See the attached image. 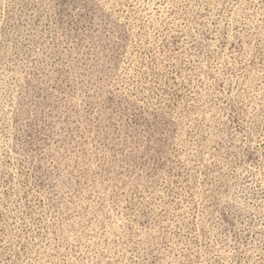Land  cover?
Listing matches in <instances>:
<instances>
[{"label":"rangeland","instance_id":"374dc122","mask_svg":"<svg viewBox=\"0 0 264 264\" xmlns=\"http://www.w3.org/2000/svg\"><path fill=\"white\" fill-rule=\"evenodd\" d=\"M0 264H264V0H0Z\"/></svg>","mask_w":264,"mask_h":264}]
</instances>
